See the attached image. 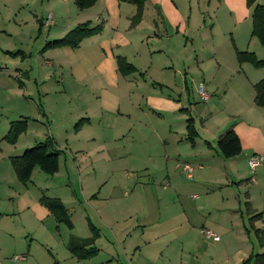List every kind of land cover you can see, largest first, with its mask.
<instances>
[{"label":"crops","instance_id":"0c3cea01","mask_svg":"<svg viewBox=\"0 0 264 264\" xmlns=\"http://www.w3.org/2000/svg\"><path fill=\"white\" fill-rule=\"evenodd\" d=\"M29 2L22 0L25 4ZM219 2H224L232 10L230 13L233 14L234 21L230 30L243 34L247 32L248 12L245 0H219ZM257 2L264 4V0ZM145 3H150L155 9V13L150 14L155 28L151 26L152 23H148V26H140L145 20V4L141 20L131 26L130 18L134 14L135 6L117 0H97L85 9H78L74 3L67 0H47L44 17L38 18L35 12L31 14L37 22L39 32L44 28L49 31L39 43L35 58L39 81L50 80L57 71L58 82L62 83L61 97L78 100L77 110L72 113L80 116L79 120L82 119L81 125L75 128L74 124L70 133H66L65 130L63 136L59 138L57 133L53 135L50 130L46 137L52 139L60 152L58 140L64 144H73V142L96 140L105 142L106 139L117 140L128 136V140L135 143L136 137H139V141L152 137L168 148H163L160 156H149L154 160L158 157L161 163L165 164L162 189L170 188L178 197H182V202L179 203L180 209L176 213L157 217L156 221L149 223V228L143 234L129 236L130 233H121V238H115L117 248L114 246L107 248L105 257L99 256L101 249L95 244L97 248L95 256L77 260L69 253L70 256H66L65 260H69V264H250L253 261L252 256L264 252V241H261L254 231L264 230V226L260 228L257 224L261 221L264 225V219L262 217L256 220L249 219L258 213H264V172L261 167L251 171L247 165L250 154H264V110L253 102V85L264 77V68H254L250 64L254 71L248 72V68H245L248 67L245 66L246 62L241 64L237 62L235 49H238V46L234 34L230 36L232 50H224L219 55L218 49L211 48L216 65L213 62L204 64V61H200L199 64L191 69L188 67L185 71L182 59L175 55V46L168 44L165 46L163 43V38L166 36L171 40L173 34L176 36L186 32L183 15L170 0H147ZM48 14L52 23L47 26L45 20ZM85 21H89L91 25L102 22V30L83 39L76 48L60 47L42 50L43 43L49 36L61 37L74 25ZM211 21L213 27L214 22ZM116 56H123L136 68V71L128 75L120 74L116 66ZM209 67L214 68V76L212 71L208 72ZM195 69H199L202 74L198 87L202 84L203 89L209 94L222 90V96L229 95L233 100V108L230 109L232 111L227 115L225 122H231L228 128H232L240 140L241 151L234 157L225 158L219 153L216 140L221 133L214 141H212L214 135L211 139H204L203 144L197 148L195 138L198 132L194 124L196 136L193 141L187 138V123L184 132L181 121L182 110L185 109L181 107L180 97L186 76L194 79L190 73ZM0 70L4 71L1 66ZM248 73L254 78L250 79ZM222 83L229 85H225L224 88ZM41 92L42 115L52 117V109L44 105L49 93L43 90ZM209 94L205 102L209 100ZM153 114L170 117V123L165 124L164 130L171 133V139L167 137L161 139L159 129L152 122ZM188 117L191 116L188 114ZM184 133V139L192 146L194 144L188 154L195 160L193 163H196L197 170L192 184L178 180L176 172L173 171L180 167V162L177 161H182L184 158L180 146L182 138H178V134ZM169 147L174 149L169 150ZM172 158L174 163L170 168L168 163L172 162ZM225 163L228 172L221 168V164ZM184 165H188L190 171L184 170ZM182 166L187 172L186 177L192 179L191 165L185 162ZM204 184L218 189L209 190L203 187ZM233 185H237L236 191L232 190ZM196 187H200V195L193 191L197 189ZM188 192L189 194L186 195ZM27 194H23V190L17 193L14 199L17 207L23 210V204H26V208L33 209V215L38 221L50 217L49 211L37 200L32 199L28 203L25 199ZM99 194L100 190L93 196L102 200L111 198L110 195L98 198ZM41 195L43 192L37 198ZM185 196H188L191 202ZM194 199L198 201L195 202ZM201 228H210L219 235L220 239L214 243L211 239L205 240L206 238L200 233ZM251 235L258 244L255 253V245L250 241ZM206 241L207 244L203 245L202 243ZM246 260L248 261L245 263Z\"/></svg>","mask_w":264,"mask_h":264},{"label":"rangeland","instance_id":"374dc122","mask_svg":"<svg viewBox=\"0 0 264 264\" xmlns=\"http://www.w3.org/2000/svg\"><path fill=\"white\" fill-rule=\"evenodd\" d=\"M29 1L25 4L22 0H0V66L4 69L0 70V264H69L70 261L65 260L66 256H70L66 248L68 236L72 234L81 238L89 237L91 233L87 221L98 229L100 238L97 237L95 244L101 249L99 256L105 257L107 248L110 246L117 248L115 238H121V233H130L129 236L143 234L151 221H156L157 217L173 215L180 209L182 197H178L170 188L162 189L165 164L161 163L158 157L155 160L149 158L160 156L163 148H168L152 137H147L145 141H139V137H136L135 143L129 141L128 136L117 140L106 139L105 142L96 140L73 144H64L58 140L61 152L58 156L57 172L49 175L35 167L27 183L23 184L16 179L10 165V155H18L25 148L44 140L50 130L53 135L57 133L59 138L63 136L65 130L66 133H70L74 124L81 118L72 113L77 110L78 100L61 97L62 83L58 82L57 71L50 80L39 81L35 58L39 43L49 31L44 28L39 32L37 22L31 14L35 12L38 18L44 17L47 0ZM67 1L74 3L72 0ZM170 1L176 4L178 12L183 15V24L187 30L183 34L176 36L173 34L171 40L167 36L164 37L163 43L165 46L166 44L175 46V55L182 59L185 71L200 61H204V64L213 62L216 65L211 48L218 49L221 52L219 55L224 50H232L230 36L234 34L238 49L252 51L257 58L264 57V48L258 39L250 34L251 7L247 4L245 6L248 12V29L243 34L230 30L234 18L230 13L232 10L224 2ZM149 4L145 3L146 9L145 11L143 9L145 20L140 23L142 27L153 22L150 14L155 13V9ZM159 10L162 12L160 7ZM211 20L214 22L213 27ZM51 39L54 38L49 36L44 43ZM18 51H23V55L17 53ZM164 58L166 61V56ZM245 66H248L245 67L248 68V72L254 71L249 63ZM209 71H212V76L215 75L214 68L209 67ZM190 75L194 79L186 76L180 97L181 107L185 109L182 110L181 123L185 132V119L188 114L193 118V124L198 132L195 142L199 148L204 139H211L214 135L215 138H212L214 141L230 126L231 122L225 121L232 111L230 109L233 108V100L229 95L222 96V90L209 94L204 89L210 98L207 102L202 101L197 93L198 81L202 74L199 69H195ZM248 76L250 79L254 78L251 73H248ZM221 85L225 88V85L229 84ZM41 90L49 93L44 105L52 109V117L42 115ZM21 116L27 117L26 130L17 137L14 144H10L3 136L7 133L10 122L21 119ZM231 118L230 116L229 119ZM169 120L170 117L166 115L160 117L157 114L152 115V122L159 129L157 131L161 139L172 138L171 133L164 130L165 124L170 123ZM184 136L185 133L178 134V138H182V143L178 144L184 152V158L177 161L180 162V167L173 171L176 172L178 180L192 184L197 170L196 163H193L195 160L188 154L194 144L192 146ZM173 149L174 147H169V150ZM185 162L192 167V179H188L187 172L182 169ZM172 163L173 158L172 162L168 163L170 168ZM221 168L228 172L226 163L221 164ZM235 186L237 185L231 187L234 191ZM203 187L209 190L218 189L209 184H204ZM196 188L198 190L193 191L200 195V187ZM22 190L23 194L28 193L25 197L28 203L32 199L39 203L37 196L42 192L50 197H59L69 211L73 228L69 230L64 224L57 223L52 215L38 221L33 215V209L26 208V204H23L24 209L20 210L14 199ZM98 190H100L98 198L108 195L111 198L109 200L95 198L93 195ZM188 194L189 192L186 193ZM185 198L191 202L188 196ZM241 209L244 211L242 205ZM257 224L260 228L264 226L261 221ZM201 238L204 239L203 236ZM250 241L255 245V253L258 244L253 235L250 236ZM202 244L206 245L207 241ZM13 256H23L24 259L14 261ZM250 264H254V260Z\"/></svg>","mask_w":264,"mask_h":264},{"label":"trees","instance_id":"16d2710c","mask_svg":"<svg viewBox=\"0 0 264 264\" xmlns=\"http://www.w3.org/2000/svg\"><path fill=\"white\" fill-rule=\"evenodd\" d=\"M97 0H73L78 9H85L92 6ZM118 2H126L135 6V13L131 18V25L134 26L142 17L143 6L147 0H117ZM247 6L251 7V36L258 39L261 46L264 48V4L258 3L257 0H246ZM103 27L100 22L96 25H91L89 21L77 23L70 28L63 36L48 40L42 46V50L60 47L76 48L79 43L92 35L98 34ZM17 53L23 55L21 51ZM235 57L239 64L249 63L254 68H264V57L257 58L256 55L249 50L235 49ZM117 70L122 75H128L136 71V68L123 56H116ZM253 102L256 106L264 110V77L258 80L254 85ZM27 118L23 117L18 120L11 121L9 129L3 139L10 144H14L17 137L25 132ZM82 123V119L75 123V128H78ZM187 138L193 141L196 136V131L193 128L192 118L186 119ZM216 146L219 153L230 158L239 154L241 151L240 140L232 128L226 129L216 140ZM60 151L55 147L54 142L50 137H46L42 141H38L34 145L25 148L22 153L9 157L10 165L14 171L16 179L25 184L30 180L32 171L38 167L43 173L53 175L58 170V156ZM39 203L45 207L54 217L57 223L64 224L69 230L73 228V223L70 219V214L67 208L58 197H50L41 195L38 198ZM261 217V214L251 216L249 219L256 220ZM91 235L81 238L70 234L67 239L66 248L70 255L77 260L89 259L96 255L97 248L95 241L99 235L98 229L87 221ZM261 241H264V230H254ZM254 264H264V252L252 256ZM248 260L245 261V263Z\"/></svg>","mask_w":264,"mask_h":264},{"label":"built area","instance_id":"2783aa9c","mask_svg":"<svg viewBox=\"0 0 264 264\" xmlns=\"http://www.w3.org/2000/svg\"><path fill=\"white\" fill-rule=\"evenodd\" d=\"M52 23V19L50 14H48L46 20H45V25H50ZM198 94L200 98L204 101L208 99V95L203 89V85L200 84L198 87ZM247 165L251 171H254L255 168L261 167L264 172V154H250L247 158ZM184 170L190 171V168L188 165H184L183 167ZM262 219H264V213L261 214ZM200 233L206 238V239H211L213 241H218L220 239L219 235H217L213 230L210 228H201ZM14 261L15 260H22L24 259L23 256H13L12 258Z\"/></svg>","mask_w":264,"mask_h":264}]
</instances>
